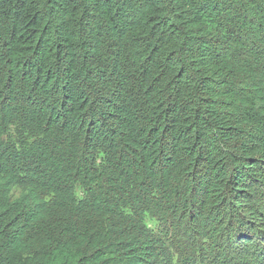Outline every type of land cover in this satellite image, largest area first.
I'll return each instance as SVG.
<instances>
[{"label":"trees","instance_id":"1","mask_svg":"<svg viewBox=\"0 0 264 264\" xmlns=\"http://www.w3.org/2000/svg\"><path fill=\"white\" fill-rule=\"evenodd\" d=\"M0 264H264V0H0Z\"/></svg>","mask_w":264,"mask_h":264},{"label":"rangeland","instance_id":"2","mask_svg":"<svg viewBox=\"0 0 264 264\" xmlns=\"http://www.w3.org/2000/svg\"><path fill=\"white\" fill-rule=\"evenodd\" d=\"M19 193V190L16 191V194ZM203 248H202V253L203 255L206 257H208V259L214 257V256H217V253H218V248L216 247H211V246H208V242L207 241H204L203 243ZM220 256V255H219Z\"/></svg>","mask_w":264,"mask_h":264}]
</instances>
